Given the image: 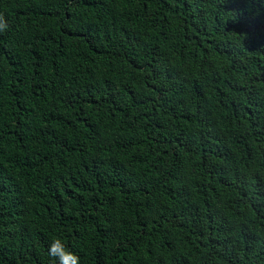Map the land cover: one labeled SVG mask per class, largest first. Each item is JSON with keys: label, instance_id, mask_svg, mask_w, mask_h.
Segmentation results:
<instances>
[{"label": "trees", "instance_id": "1", "mask_svg": "<svg viewBox=\"0 0 264 264\" xmlns=\"http://www.w3.org/2000/svg\"><path fill=\"white\" fill-rule=\"evenodd\" d=\"M0 16V264H264V0Z\"/></svg>", "mask_w": 264, "mask_h": 264}, {"label": "clouds", "instance_id": "2", "mask_svg": "<svg viewBox=\"0 0 264 264\" xmlns=\"http://www.w3.org/2000/svg\"><path fill=\"white\" fill-rule=\"evenodd\" d=\"M7 29V24L3 17L0 16V32ZM48 256L53 264H79V257L68 250L61 239H54L47 250Z\"/></svg>", "mask_w": 264, "mask_h": 264}]
</instances>
